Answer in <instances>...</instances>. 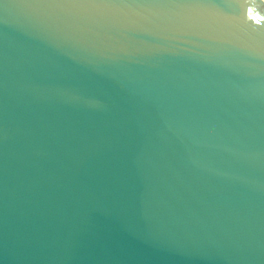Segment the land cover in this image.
I'll use <instances>...</instances> for the list:
<instances>
[{
    "label": "water",
    "instance_id": "obj_1",
    "mask_svg": "<svg viewBox=\"0 0 264 264\" xmlns=\"http://www.w3.org/2000/svg\"><path fill=\"white\" fill-rule=\"evenodd\" d=\"M0 264H264V0H0Z\"/></svg>",
    "mask_w": 264,
    "mask_h": 264
}]
</instances>
